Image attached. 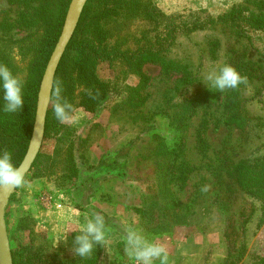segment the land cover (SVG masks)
I'll return each mask as SVG.
<instances>
[{
    "label": "rangeland",
    "instance_id": "1",
    "mask_svg": "<svg viewBox=\"0 0 264 264\" xmlns=\"http://www.w3.org/2000/svg\"><path fill=\"white\" fill-rule=\"evenodd\" d=\"M109 1L88 0L83 21L99 24L100 37L112 50L151 49L161 59L146 62L141 74H127L121 57L102 61L97 74L108 87L94 107L84 100L95 92L78 87L70 125L84 139H77L72 150L79 177L64 180L60 190L55 185L63 181L59 173L39 178L28 172L6 209L10 246L19 257L26 256L25 247L55 264H89V257L71 251L73 234L79 235L77 227L85 222L78 211L68 216L72 236L65 248L46 225L62 216L36 213L45 191L58 203L57 197L74 190L89 171L96 177L95 201L78 207L104 216L106 243L95 245L101 249L97 264H133L125 251L129 228L162 243L168 264H264V29L245 19L241 33L211 22L236 4L260 8L259 1ZM70 2L0 0V54L23 81V101L41 84L45 42L64 16L65 22ZM236 59L253 73L240 85L242 112L249 119L244 127L226 122L231 89L221 92L203 81L211 67L229 63L236 68ZM197 96L204 102L185 112L184 105ZM56 145L54 137H45L39 160ZM67 154L55 157L61 169L73 164ZM21 262L27 264L23 257Z\"/></svg>",
    "mask_w": 264,
    "mask_h": 264
},
{
    "label": "trees",
    "instance_id": "2",
    "mask_svg": "<svg viewBox=\"0 0 264 264\" xmlns=\"http://www.w3.org/2000/svg\"><path fill=\"white\" fill-rule=\"evenodd\" d=\"M258 1L260 3V8L254 9L251 6L245 7L243 4H236L225 14H221L217 18H213L211 22L221 23L223 30L228 28V26H231L237 28L236 31L241 33L242 29H244L243 20L245 19L246 22H250V24L257 26L258 29H264V0ZM245 9L249 10L247 15L244 13ZM84 13L85 9L76 31L58 66L54 80L52 99L47 113L45 137H54L57 141V145L53 153L50 156H44L41 161L39 160V157L42 155V152L40 151L29 170V172H34V175L39 178H53V175L55 176L56 173H59L62 175V177L59 178L63 179V181L61 182L57 179L58 184L55 183V185L57 189L60 190L64 189V180L67 179L72 181L73 178L78 179L79 177V167L75 166V162H72V150L74 142L77 139H80V141H83L84 139L78 136L76 128L73 125L60 123L54 117L52 101L55 99L56 83L60 82L62 87V96L73 105V108L77 107L75 103V92L78 87L83 86L87 88V90L94 91L95 93H93L89 99L86 98V100H84L86 106L94 107V105L98 103L102 96L105 95L108 87V84L102 81L97 74V68L102 61H108L116 57H121L127 65V69L125 70L127 71V74H141L142 67L146 62L159 61L161 59L159 52L153 51L151 49H141L132 53H128L127 50H121L120 48H115L112 50L111 47L105 45L106 42H104L102 34L100 37V28L102 27H100L99 24H93L88 20L83 21ZM64 18L57 33H55L53 36L47 37L45 42L43 49V64L41 68L42 75L61 35ZM244 60L248 61L247 59ZM244 60L236 59L237 63L235 65L236 68L240 70V74L245 76L250 81L253 78V73L249 70H245V68L248 66ZM0 62L4 65L8 64L6 54L3 52L0 54ZM255 62L256 60L254 63ZM10 69L15 75L16 67L14 66L12 68L10 66ZM241 85L243 86V84ZM39 90L40 80L36 88L33 91L30 90V92H28V100L27 95L24 98V101L27 105L22 114H19V110L12 113L5 112L4 99H2L0 103V152L3 150H8L12 155L13 164L17 167L22 162L27 152L32 136ZM90 100L91 102L87 103V101ZM203 102V98L197 96L184 105V111L191 112L196 107V105L202 104ZM243 102L244 99L242 88L239 86L236 89H231L230 94L227 95L225 101V108L228 110V116L226 118L227 123L244 127L247 121L249 122L247 116L242 112ZM261 121H263L261 124L264 125V118ZM65 153H68L67 155L74 165H69V167L66 165L61 169V166L55 157L57 158L60 156V154ZM52 155L54 157H52ZM73 235L75 236L77 234ZM22 249L24 251H29H27L26 256H23V253H20L19 257L11 243L14 264H21V257L26 260L25 263L27 264H55L57 262V260H54L53 258L42 257L40 251L36 252L32 250L30 253V249L25 247ZM100 250V248H97L94 245L92 254L88 258L89 264H97L99 258L101 257Z\"/></svg>",
    "mask_w": 264,
    "mask_h": 264
},
{
    "label": "clouds",
    "instance_id": "3",
    "mask_svg": "<svg viewBox=\"0 0 264 264\" xmlns=\"http://www.w3.org/2000/svg\"><path fill=\"white\" fill-rule=\"evenodd\" d=\"M204 82L210 88L221 92L226 89H236L247 83V78L229 63L218 67H211L204 76ZM23 81L4 64H0V87L3 89L5 101L4 111L16 112L24 103L22 97ZM91 95V92H89ZM95 98V97H93ZM54 117L60 123H74L73 105L62 96L60 82L55 86V99L52 101ZM26 184L25 172L12 162V155L8 150L0 152V190H14ZM202 191H207L205 186ZM84 225L80 234L73 240L71 251L78 257L85 258L92 254L94 245L106 243V230L104 216L99 212H92L84 217ZM67 242V235L63 239ZM60 241V240H59ZM58 241V243H59ZM125 251L133 260V264H168L166 247L155 240H150L135 228H129L125 234Z\"/></svg>",
    "mask_w": 264,
    "mask_h": 264
},
{
    "label": "water",
    "instance_id": "4",
    "mask_svg": "<svg viewBox=\"0 0 264 264\" xmlns=\"http://www.w3.org/2000/svg\"><path fill=\"white\" fill-rule=\"evenodd\" d=\"M87 2L88 0H71L61 35L43 75L38 93L32 136L27 152L18 166L24 169L25 176L41 150L45 138L47 113L52 99L55 75L67 46L76 31ZM15 191L16 189L0 190V264H14L7 228L6 209Z\"/></svg>",
    "mask_w": 264,
    "mask_h": 264
},
{
    "label": "crops",
    "instance_id": "5",
    "mask_svg": "<svg viewBox=\"0 0 264 264\" xmlns=\"http://www.w3.org/2000/svg\"><path fill=\"white\" fill-rule=\"evenodd\" d=\"M82 179L79 180L77 187L74 188V190H64L63 195L65 198V201L62 203V209H59L57 211H52L54 209H49L45 205H42L41 201L39 200V211L36 212L38 216H62V218L57 221L51 220L52 222L46 224L48 226V230L54 233L56 238L59 241V246L62 248L67 247L69 240H71L72 232H68L69 230V225L73 221V219H69L68 216H74L75 211H78V216H83V221L84 217L86 215H90L92 212L90 211H85L82 210L81 207L78 206H83V205H91L94 204L95 201V189L97 183L94 181L95 174L93 172H85L82 173ZM88 179V181H87ZM26 210L28 213H32V206L26 205ZM97 212V211H96ZM80 213V214H79ZM80 217V218H81ZM78 222L80 219L77 220ZM81 226H78L77 229H81ZM70 233V234H69ZM67 235V242H65L63 239Z\"/></svg>",
    "mask_w": 264,
    "mask_h": 264
},
{
    "label": "built area",
    "instance_id": "6",
    "mask_svg": "<svg viewBox=\"0 0 264 264\" xmlns=\"http://www.w3.org/2000/svg\"><path fill=\"white\" fill-rule=\"evenodd\" d=\"M62 199H64V198H63V195L61 194V195H59L57 197V200L59 201L57 203V202H55L56 200L54 199L53 194L50 193V192H46V191L43 193L42 198H41L43 205H45V206H53V205H55L58 208L62 207Z\"/></svg>",
    "mask_w": 264,
    "mask_h": 264
}]
</instances>
